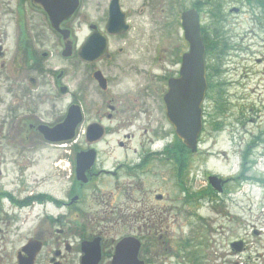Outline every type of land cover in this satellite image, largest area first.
<instances>
[{"label": "flooded vegetation", "instance_id": "af4514ba", "mask_svg": "<svg viewBox=\"0 0 264 264\" xmlns=\"http://www.w3.org/2000/svg\"><path fill=\"white\" fill-rule=\"evenodd\" d=\"M231 1L195 0L188 7L173 1L168 7L167 0H0V264H179L189 257L184 252L188 242L171 244L168 238L175 220L172 217L169 224L170 211L184 216V206L193 205L192 216L198 221L203 200L226 207V186L240 177L222 178L215 196L196 192L168 199L159 188L152 193L150 179L165 185L167 177L176 192H183L182 147L175 151L172 145L167 151L166 145L154 143L147 127L150 111L143 101L148 93L130 100L103 94L116 80L114 71L133 69L121 65L120 57L136 56L131 51L137 45L139 54L143 46L149 53L152 33L174 26L171 34L180 37L174 47L163 44L159 48L162 36L155 41L162 57L169 55L163 61L169 66L162 70L165 90L154 88V94H161L160 108L168 122L163 94L168 79L178 75L185 52L181 14L191 8L201 16L200 2H206L210 19L217 24L227 19L225 5ZM232 4H241L264 30V0H235ZM165 7L171 14L167 24L160 23L165 21ZM239 11L234 5L228 12ZM211 37L214 39V27ZM56 59L63 64H56ZM74 73L79 85L72 90L68 85ZM92 87L97 90L93 96ZM62 97L64 109L59 112L63 115L56 118V102ZM73 105L79 106L80 122L74 127L72 141L80 135L81 143L47 141L42 132L61 122ZM144 117L149 121L138 127L141 135L149 137L139 143V149L118 140L116 149L122 160L113 167L99 161L101 143L111 131H126L122 136L128 142L133 137L129 128ZM103 118L116 120L115 127ZM100 127L101 137L89 141ZM163 133L160 129L155 134ZM55 149L62 154L57 163L52 162L51 172L35 171L40 154ZM89 150L94 155L92 166L86 168L84 179L77 180L75 158ZM261 150L264 152V146ZM196 152L200 149L192 155ZM44 158L50 159L49 155ZM55 172L56 178L51 176ZM208 175L207 191L211 189ZM49 179L62 181L59 193L52 192ZM189 215L190 211L185 212ZM235 241L241 242L238 253H243L247 246L241 238L230 241V249L233 251Z\"/></svg>", "mask_w": 264, "mask_h": 264}, {"label": "rangeland", "instance_id": "374dc122", "mask_svg": "<svg viewBox=\"0 0 264 264\" xmlns=\"http://www.w3.org/2000/svg\"><path fill=\"white\" fill-rule=\"evenodd\" d=\"M173 1L188 7L195 0H167L168 7L174 5ZM231 2L234 3L235 0ZM232 3L225 5L227 19L218 21L215 26L212 22L213 19L211 21L207 13L209 7L207 3L203 6L200 16L206 33L211 32L212 26L217 27L220 36L214 35L215 42L222 45V37L226 41L224 56L220 60L222 74L217 78L224 82L222 85L224 103L220 109L222 112L218 115L213 113L212 105L208 104V99H204L203 128L200 131L203 142L199 146L200 153L196 152V155H192L190 151L183 152L181 146L175 145L174 147L175 151L181 149V154H184L182 156L186 159L184 185L189 193L207 192L205 176L208 173L218 174L223 179L237 176L242 170L244 149L252 141L254 143L245 153V157L248 161L253 162L249 171L243 170L242 173L253 179L251 181L234 179L228 182L227 195H225L228 199L224 203L226 207L219 206V204L214 206L209 201L203 200L204 204L198 210L200 215L198 221L192 216L193 205L189 208L184 206L186 208L184 216H177L174 214L175 212L170 211V214L173 215L169 216L170 220L172 217L175 218V220L172 219L175 221L173 224H171L172 220L169 222L171 226L167 234L171 244L175 241L188 242L184 252L189 253V257L194 256L192 260H187L189 257H183V263H180L179 260V264H264V157L260 154L264 140L255 139L257 134L264 139V30L261 29L258 20L253 19L241 4ZM234 5L240 7V11L238 13L228 12ZM168 7H165V11L162 13L165 21L158 20L160 23L170 22L171 14ZM173 27L170 25L162 28L161 33H152L149 53L144 52L143 46V51L139 54L137 45L131 51L136 56L120 57L121 65L129 64L133 69L129 72L122 71V68L114 71L112 74L116 75L114 77L116 80L111 83V86L109 85L107 94H103L107 98L130 100L134 97H143L148 93L147 99H143L146 102L147 108H145L151 112L148 111L150 123L147 127L151 130V138L158 146L164 144V139L168 142L171 140V128L164 118L162 107L160 108L161 94H154V88L157 87L159 92L161 88L165 90L162 70H166L169 66H165L163 61L169 55L162 57L159 48L163 44L172 48L178 43L179 35L174 33L172 35L170 32V28ZM148 28L154 29L153 23H148ZM160 36H162V41L157 48L155 41L160 39ZM183 48L184 51L187 50L185 41ZM155 49L159 51H155ZM56 64H63V62L56 59ZM161 65L164 68H161ZM79 74L77 72V75ZM73 78L72 84L68 86L75 90L79 85L76 73L73 74ZM96 93L97 90L93 89L92 96ZM62 99L63 97L57 99L56 102V118L63 115L61 111L64 109L65 101ZM58 100H62V102ZM59 110L61 111L59 112ZM103 119L104 123L115 127L116 120ZM149 120L144 117V120L142 119L136 127L129 128L133 137L128 142L122 136L126 131H111L101 143L103 152L100 154L99 161H103L106 166L113 167L116 161L122 160V153L116 149L118 140H122L131 148L139 149V143L149 137V135H141L142 131L139 130V127H145L146 121ZM213 122H217L220 129L214 131L210 126ZM160 129L164 132L163 136L167 135L166 137L162 138L163 136L155 134ZM81 141V136L77 135L69 144H79ZM111 148L113 151L107 153ZM60 154H62L60 149L40 154L36 159L34 170L40 174L47 173L52 162L57 163ZM45 155H49L50 159L44 158ZM56 175L57 172L51 174L55 178ZM169 179L170 177H167L165 185L150 179L152 193L159 188L160 192L168 199L184 198L186 193L176 192ZM257 180L260 182L256 183ZM49 182L53 188L52 192L56 194L59 193L58 187L63 188L62 181L49 179ZM174 193L177 195L171 196ZM167 204L170 205V202ZM189 211L191 215L185 216V212ZM237 238H241L247 246L243 253H234L230 249L229 242Z\"/></svg>", "mask_w": 264, "mask_h": 264}, {"label": "water", "instance_id": "95a60500", "mask_svg": "<svg viewBox=\"0 0 264 264\" xmlns=\"http://www.w3.org/2000/svg\"><path fill=\"white\" fill-rule=\"evenodd\" d=\"M181 25L184 32L188 49L182 55L181 65L177 77L170 78L167 83V91L163 95L165 112L168 122L172 125L174 133L178 139L191 152L196 150L199 131L202 128V102L206 92V70L205 68V48L202 42L201 29L198 15L195 10L188 9L181 14ZM82 57V56H81ZM79 106H71L64 119L42 132L43 137L50 142L63 143L72 140L75 135V128L80 122ZM91 129H95L92 128ZM102 130L97 129L96 136H92L93 141L101 137ZM93 151L89 150L79 153L76 159L77 180L84 179L86 168L92 166L94 160ZM209 181L212 186L219 189L221 181L217 176H210ZM239 245L234 246V245ZM232 245L239 251L240 242Z\"/></svg>", "mask_w": 264, "mask_h": 264}, {"label": "trees", "instance_id": "16d2710c", "mask_svg": "<svg viewBox=\"0 0 264 264\" xmlns=\"http://www.w3.org/2000/svg\"><path fill=\"white\" fill-rule=\"evenodd\" d=\"M215 26V23H214ZM213 26V27H214ZM217 27H214V32H215V36L218 37L220 36V33L216 32ZM203 32V41L206 47V60H207V65L206 68L207 69V93H206V99H208V104H211L213 107V113H215L216 115L220 114L222 111L220 110L221 107L223 106V92L224 89L222 87V83L217 79L221 74H222V70L220 69V60L222 59V57L224 56V46H226V41L223 38V44L219 45L217 42L214 43L213 39H211L208 34L206 33L205 30L202 29ZM214 51V52H213ZM217 118V117H216ZM215 118V120H216ZM213 121V120H211ZM211 128L215 131L220 129V126L217 122H213L210 124ZM255 139L258 141H262L264 140L263 138L259 137V134H257L255 136ZM175 145L181 146L183 149V152L188 151L179 140H177V138H175L174 142ZM254 141H252L251 143H249L245 149H244V154H243V161L246 159L245 157V153L247 152V150L249 149V147H251L253 145ZM167 151H169V147L166 146L165 148ZM184 155V154H183ZM181 161H183V164H186V159L185 157L181 159ZM183 165V167H184Z\"/></svg>", "mask_w": 264, "mask_h": 264}]
</instances>
